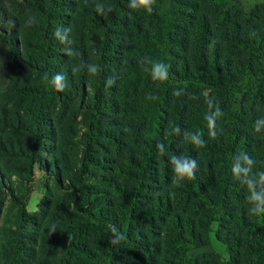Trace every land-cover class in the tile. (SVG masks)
Listing matches in <instances>:
<instances>
[{"label":"trees","instance_id":"1","mask_svg":"<svg viewBox=\"0 0 264 264\" xmlns=\"http://www.w3.org/2000/svg\"><path fill=\"white\" fill-rule=\"evenodd\" d=\"M240 1L133 8L138 21L120 45L128 18L115 10L129 0L80 10L76 0H0V264H111L113 244L142 264H197L188 253L209 245L213 225L228 264H264V3L246 11ZM69 107L88 121L76 178L63 187L71 206L56 215L61 238L33 232L26 206L35 167L62 190L49 126ZM115 112L137 149L111 183L87 168L104 169L92 153L116 142L101 120ZM193 161L194 178H181ZM157 179L169 190L154 192ZM100 182L113 210L97 204ZM92 234L106 239L93 245Z\"/></svg>","mask_w":264,"mask_h":264},{"label":"rangeland","instance_id":"2","mask_svg":"<svg viewBox=\"0 0 264 264\" xmlns=\"http://www.w3.org/2000/svg\"><path fill=\"white\" fill-rule=\"evenodd\" d=\"M91 1L98 2V0H76L78 2L76 10H80V3L85 4ZM156 1V0H154ZM133 0H129V4H125L127 12H124L123 15L115 10L117 17L126 16L128 18V26L123 29L122 36L120 40L117 41L120 45L128 43V33H130V22L138 21L133 16ZM99 3V2H98ZM264 0H241V6L246 10L250 11L256 5L263 4ZM91 41H88L90 43ZM125 46V45H124ZM0 85L5 88L6 84L4 81H0ZM85 87V85H84ZM111 98L114 101V104L121 106L123 104L122 100L118 94L110 93L104 95V99ZM9 107L10 104H7ZM169 110V109H168ZM56 113L53 121L51 122L49 129L51 130L52 135V155L55 154L58 159V169L62 175L64 182H62V190H57L53 188L49 181L43 179V175L40 169L35 167V178L32 185V190L29 195L27 202L26 210L30 215V219L34 222L32 228L33 232L37 234H47L51 233L55 236L65 238V235L62 231L61 226L57 222V214L64 213L68 211V208L71 206V199L67 192L64 190V186L71 184V181H74L79 166V158L82 152L81 141L84 138V134L87 130V113L84 110H77L73 107H69L66 111ZM109 116L103 117L102 124L103 128L107 132L116 133V142L113 143L108 140L101 141L103 145L102 148L94 147V152L92 153L93 157L102 159L103 162H106L103 170H98L93 167H88V175L91 177L103 176L106 180H110L111 183L115 181H120L118 174V168H120L125 162L126 152L130 148L136 151L137 146L131 140L133 127H130V123L120 116L118 113H109ZM142 137V134H141ZM188 139H184L187 141ZM45 162L49 165V157L43 156ZM156 193H161V191L169 190V186L162 183L160 179L156 180ZM47 183V188H46ZM93 188L98 190L106 191L107 193L102 195L103 197L100 200H97L98 203L106 204L107 209L113 210L114 198L110 194V187L105 183H97L91 185ZM36 223V226H35ZM215 225L212 226V233L209 237V245L201 249L188 253V256L195 255L197 264H200L203 261H206L208 264H228V254L224 246L216 240L214 237ZM108 232L104 231L103 234ZM147 234V233H145ZM148 236V234H147ZM105 236L98 237L97 235H90L87 238V242L93 245H98L104 242ZM113 250L108 256V260H111V264H121V261H128V264H142L141 261L131 258L128 254L123 252V247H119L117 244L111 246ZM61 257L59 253L56 254V258ZM71 264H78L75 258H72ZM31 264H34L32 262Z\"/></svg>","mask_w":264,"mask_h":264},{"label":"clouds","instance_id":"3","mask_svg":"<svg viewBox=\"0 0 264 264\" xmlns=\"http://www.w3.org/2000/svg\"><path fill=\"white\" fill-rule=\"evenodd\" d=\"M154 3V0H133L132 2V7L136 8V7H143L145 8L146 11H148L149 13L152 11L151 5ZM157 70H159L162 66L161 65H157ZM92 72L96 71L95 67L91 68ZM62 80L61 76H57L55 77V83L57 85H60V82ZM109 83H111V81H109ZM195 168V162H190L188 165H186L183 169H177V171L180 174L181 178L187 177L189 179L194 178L193 177V170ZM259 211V210H258Z\"/></svg>","mask_w":264,"mask_h":264}]
</instances>
